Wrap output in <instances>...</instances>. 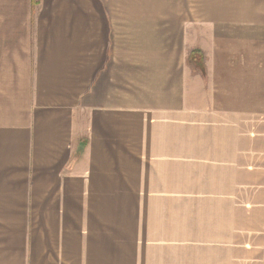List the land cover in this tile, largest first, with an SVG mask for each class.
Segmentation results:
<instances>
[{
    "label": "crops",
    "instance_id": "1",
    "mask_svg": "<svg viewBox=\"0 0 264 264\" xmlns=\"http://www.w3.org/2000/svg\"><path fill=\"white\" fill-rule=\"evenodd\" d=\"M253 1L42 0L0 65V264H264Z\"/></svg>",
    "mask_w": 264,
    "mask_h": 264
},
{
    "label": "rangeland",
    "instance_id": "2",
    "mask_svg": "<svg viewBox=\"0 0 264 264\" xmlns=\"http://www.w3.org/2000/svg\"><path fill=\"white\" fill-rule=\"evenodd\" d=\"M33 8L30 0H0V65L11 66L15 58L25 57L27 54L34 56V24L37 19V13L42 5ZM163 6H177L188 8L190 11L187 19H193L195 25H202L205 19L201 13H205L206 19H214L211 10L221 6H233V0H162ZM237 5L249 8L254 5L253 0H237ZM264 3V1H263ZM264 7V4H258ZM213 22V21H211ZM218 45V42H216ZM232 45V43L230 44ZM26 52V53H25ZM199 56V54L197 55ZM17 61V60H16ZM7 62V63H6ZM201 68V66H199ZM249 87H247V90ZM256 89L253 88V91ZM264 90V88H263ZM259 101L255 102V107H264V96L258 97ZM1 225V224H0ZM9 240L8 232L0 234V242ZM1 246V245H0ZM10 243L6 244L9 247Z\"/></svg>",
    "mask_w": 264,
    "mask_h": 264
},
{
    "label": "trees",
    "instance_id": "3",
    "mask_svg": "<svg viewBox=\"0 0 264 264\" xmlns=\"http://www.w3.org/2000/svg\"><path fill=\"white\" fill-rule=\"evenodd\" d=\"M200 54L199 52H193V57H197V55Z\"/></svg>",
    "mask_w": 264,
    "mask_h": 264
}]
</instances>
